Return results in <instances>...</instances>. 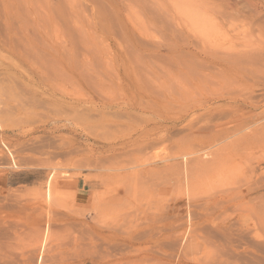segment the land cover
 Here are the masks:
<instances>
[{"label":"rangeland","instance_id":"obj_1","mask_svg":"<svg viewBox=\"0 0 264 264\" xmlns=\"http://www.w3.org/2000/svg\"><path fill=\"white\" fill-rule=\"evenodd\" d=\"M34 1L0 3V264H264V0Z\"/></svg>","mask_w":264,"mask_h":264},{"label":"bare ground","instance_id":"obj_2","mask_svg":"<svg viewBox=\"0 0 264 264\" xmlns=\"http://www.w3.org/2000/svg\"><path fill=\"white\" fill-rule=\"evenodd\" d=\"M28 0H0V3H1V6H2V14H3V19H4V23H5V27L7 26V29L8 28H10L11 27V25L12 24H14L15 22H18L19 20H20V18H21V15L22 14H20V8H26V7H23L21 4H24L25 3V5H26V3H28L27 2ZM29 1H33V3L31 4V2H30V5L27 7V12H26V15L29 17H31V19H32V23H33V25H34V23H36L37 22V19H38V17L40 18L41 16H38V12H37V7L36 6H32L33 4H34V0H29ZM38 2V1H37ZM36 2V3H37ZM39 3V2H38ZM40 4V3H39ZM42 5V4H41ZM22 6V7H21ZM32 6V7H31ZM41 12V11H40ZM49 14V13H48ZM26 20V19H25ZM50 20V19H49ZM10 21L12 22V21H14V23L12 22V23H10ZM39 21V20H38ZM38 23V22H37ZM37 25V24H36ZM39 26V25H38ZM25 27V26H24ZM37 27V26H36ZM35 27V28H36ZM38 28V27H37ZM47 30V29H46ZM21 36H22V38H24V40H25V45H26V47H25V50L27 49L29 52H31V51H33L34 49H36V48H38V46L34 43V42H31V39H30V34H28L27 32H26V30H22L21 29ZM34 36H35V34H34ZM20 38V37H19ZM19 45H18V43H14V41L13 42H9V45H8V51L12 54V55H16V58L19 60V62H20V64H22V65H25V66H31V62L29 63V58L27 59V57H24V55L23 54H21V51H20V49H19V47H18ZM49 48H50V51L51 52H54L55 51V49H54V43L53 42H50L49 43ZM37 51V50H36ZM23 52H25L24 50H23ZM50 52V55H52V53ZM36 53V52H35ZM25 54V53H24ZM38 58H39V56H38ZM31 61V60H30ZM31 78H36L35 76H32ZM37 79V78H36ZM52 81V80H51ZM39 82H41V81H39ZM237 86V85H236ZM173 89V88H172ZM172 89H170V90H172ZM166 93V92H165ZM176 95V94H175ZM222 96V95H221ZM224 96V95H223ZM168 97V96H167ZM247 98V97H246ZM215 99V101L217 102V101H221L222 100V98L220 97V96H217L216 98H214ZM207 101V100H206ZM214 101V102H215ZM209 102H211V101H209ZM243 102V101H242ZM202 104V103H201ZM201 104H199V105H201ZM206 104V103H205ZM219 104V103H218ZM247 104V103H246ZM197 105V104H196ZM206 105H208V104H206ZM198 106V105H197ZM203 106V105H202ZM210 106V105H209ZM179 107V106H178ZM208 107V106H207ZM231 107V106H230ZM197 108V107H196ZM195 108V109H196ZM203 108V107H202ZM204 108H206V107H204ZM181 109V108H180ZM234 109H236V108H234ZM2 110V109H1ZM187 110H188V108H187ZM198 110V109H197ZM202 110H204V109H202ZM209 110V109H208ZM187 112V111H186ZM185 112V113H186ZM193 113V112H192ZM206 113V112H205ZM207 113H208V111H207ZM181 114V113H180ZM204 114V113H203ZM179 115V114H178ZM188 115V114H187ZM205 115V114H204ZM203 115V116H204ZM201 116V115H200ZM186 117V116H185ZM198 116H196L195 117V119L197 118ZM177 118V117H176ZM175 118V119H176ZM198 120H199V118H197ZM201 119H203V118H201ZM198 120H195L194 121V123H196ZM179 121V120H178ZM186 121V120H185ZM210 121H212V120H210ZM176 122H177V120H176ZM163 123V122H162ZM173 123V122H172ZM199 123V122H198ZM198 123H196V124H198ZM255 123V122H254ZM167 124V123H166ZM179 124V123H178ZM157 125V124H156ZM169 125V124H168ZM172 125H174V124H172ZM179 125H181V123L179 124ZM258 125V124H257ZM189 126V125H188ZM195 126V125H194ZM194 126H192V127H194ZM181 127V126H180ZM187 127V126H186ZM215 127V126H214ZM223 127V126H222ZM263 127V126H262ZM173 128V127H172ZM175 128V127H174ZM178 128V127H177ZM184 128V127H183ZM183 128H181V129H183ZM188 128V127H187ZM220 128V127H219ZM217 126H216V129L218 130L219 129ZM208 129V128H207ZM215 129V128H214ZM221 129V128H220ZM223 129V128H222ZM171 130V129H170ZM185 130V129H184ZM188 130V129H187ZM199 130V129H198ZM219 131V130H218ZM218 131H216V133L218 132ZM191 132V131H190ZM212 132H213V130H212ZM211 134V133H210ZM209 135V134H208ZM147 136V135H146ZM206 136V135H205ZM222 136H223V134H222ZM225 136V135H224ZM186 137V136H185ZM191 137V136H190ZM192 138H193V136H192ZM219 138H221V137H219ZM222 139V138H221ZM179 141V140H178ZM216 141V140H215ZM180 142V141H179ZM190 145V144H189ZM217 145V144H216ZM175 146V145H174ZM192 146H193V144H192ZM219 146V145H218ZM193 147H195V145L193 146ZM200 147V146H199ZM203 148V147H202ZM201 148V149H202ZM208 148V147H207ZM224 148V147H223ZM200 149V150H201ZM209 149H210V147H209ZM239 149V148H238ZM196 150V149H195ZM199 150V149H198ZM218 150V149H217ZM197 151V150H196ZM202 151V150H201ZM204 151H205V149H204ZM210 151V150H209ZM214 151V150H213ZM213 151H212V153H213ZM200 152V151H199ZM203 152V151H202ZM221 153V152H220ZM219 153V154H220ZM223 154V153H222ZM221 154V155H222ZM216 155V154H215ZM185 156V155H184ZM177 158V157H176ZM197 158V157H196ZM215 158V157H214ZM213 158V159H214ZM212 159V160H213ZM216 159V158H215ZM190 161V160H189ZM198 161H199V159H198ZM194 162V161H193ZM197 162V161H196ZM204 163H206V162H204ZM197 164V163H196ZM200 167V166H199ZM198 169V167L196 168V170ZM195 170V171H196ZM200 170V169H199ZM259 197V196H258ZM257 197V198H258ZM262 199V198H261ZM233 200V199H232ZM227 203V202H226ZM44 244V243H43Z\"/></svg>","mask_w":264,"mask_h":264}]
</instances>
